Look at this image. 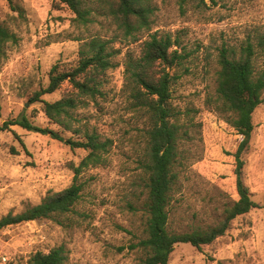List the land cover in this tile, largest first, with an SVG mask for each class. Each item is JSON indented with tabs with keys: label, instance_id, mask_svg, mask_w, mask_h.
I'll use <instances>...</instances> for the list:
<instances>
[{
	"label": "rangeland",
	"instance_id": "1",
	"mask_svg": "<svg viewBox=\"0 0 264 264\" xmlns=\"http://www.w3.org/2000/svg\"><path fill=\"white\" fill-rule=\"evenodd\" d=\"M152 1L151 27L135 42L123 37L109 18L96 16L87 26L76 24L74 13L57 0H0V22L18 37L17 43L7 45L0 62V126L25 114L35 125L59 130L49 123L40 102H30L34 92L48 85L54 65L74 66L81 43L90 37L110 40L115 50L114 66L104 77V97L76 114L78 124H87L112 141L105 164L82 172L81 198L60 222L36 220L3 229L0 264L4 257L7 264H27L34 253L58 246H64L68 264H142L144 252L136 245L146 237L142 163L150 120L130 98L124 63L128 54L137 56L142 43L155 33L179 39L185 56L173 70L177 79L172 101L183 137L169 229L181 233L214 225L238 199L232 153L240 136L217 110L218 55L223 46L238 51L248 38L264 33V0ZM254 64L256 70L264 69V53ZM70 90L71 85L64 83L42 99L55 101ZM253 122L243 177L259 207L234 219L210 245L197 249L177 244L168 264H264V103L255 110ZM85 154L50 135L18 126L0 133V218L70 186L74 178L70 164H78Z\"/></svg>",
	"mask_w": 264,
	"mask_h": 264
},
{
	"label": "trees",
	"instance_id": "2",
	"mask_svg": "<svg viewBox=\"0 0 264 264\" xmlns=\"http://www.w3.org/2000/svg\"><path fill=\"white\" fill-rule=\"evenodd\" d=\"M57 1L67 5L74 13L76 24L87 26L94 22L96 16L109 18L123 37L135 42L140 40L141 32L150 29L155 11L152 0ZM16 10L23 13L18 7ZM17 40V35L0 22V62L6 56L7 45L17 43ZM111 43L100 36L83 41L77 63L74 66L54 65L49 72L48 85L35 91L31 97L30 102H40L49 123L58 126L59 130L35 125L25 114L6 120L0 126V133L12 131L13 126H18L29 132L50 135L72 149L86 151L78 164H70L74 173L70 186L58 192H49L40 203L27 206L21 212H8L0 218V232L8 226L29 221L52 219L60 222L74 210L81 198L83 185L79 177L82 172L105 164L112 141L103 139L89 125L78 124L76 114L90 101L97 102L99 97H104V77L114 66L115 50ZM179 44V39L155 33L142 43L137 56L128 54L124 63L130 98L150 120L146 129V158L142 163L147 191L144 203L146 237L136 245L144 252L142 264H168L175 246L180 243H188L197 249L210 245L226 233L234 219L259 207L244 181L243 155L250 147L254 132V112L264 103V69L256 70L254 64L255 58L264 53L262 32L257 33L253 40L248 38L238 51L223 46L218 55L217 110L227 117L230 126L240 136L232 153L238 199L225 208L223 218L214 225L181 233L169 229V207L178 186L177 164L183 137L172 101L173 85L177 79L173 70L180 67L185 59ZM64 83L71 85L70 91L55 101L42 99V96L60 90ZM64 132L72 136L66 139ZM16 136L19 138V135ZM27 264H68V255L64 246H58L46 253H34Z\"/></svg>",
	"mask_w": 264,
	"mask_h": 264
},
{
	"label": "built area",
	"instance_id": "3",
	"mask_svg": "<svg viewBox=\"0 0 264 264\" xmlns=\"http://www.w3.org/2000/svg\"><path fill=\"white\" fill-rule=\"evenodd\" d=\"M3 261H4V264H7V262H9L8 258H6V257L3 258Z\"/></svg>",
	"mask_w": 264,
	"mask_h": 264
}]
</instances>
